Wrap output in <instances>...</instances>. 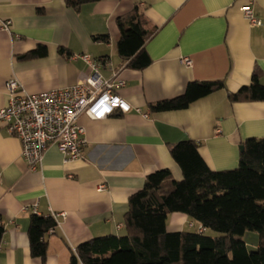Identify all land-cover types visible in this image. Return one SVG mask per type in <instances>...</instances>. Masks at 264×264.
<instances>
[{
  "label": "crops",
  "instance_id": "0c3cea01",
  "mask_svg": "<svg viewBox=\"0 0 264 264\" xmlns=\"http://www.w3.org/2000/svg\"><path fill=\"white\" fill-rule=\"evenodd\" d=\"M247 3L260 25H250L239 10ZM134 7L151 33L144 44L151 62L140 70L126 67L116 49L117 17ZM103 34L107 41L93 38ZM38 45L45 55L22 58ZM82 53L99 62L103 78L117 71L124 80L119 95L141 112H114L102 120L81 115V157L64 161L50 145L35 170L21 156L19 139L0 126V264H66L81 242L122 235L128 198L146 175L167 168L173 179L181 178L169 152L179 141L193 140L211 169L228 170L237 167L244 140L264 136V100L228 99L250 83L255 68L264 85V0H99L78 9L65 0H0V108L11 77L30 94L78 82L86 64L73 56ZM213 80H222L223 88L185 109L150 111L149 104L181 95L190 82ZM51 212L65 214L56 217L40 260L29 251V218ZM197 225L180 212L166 219L168 232Z\"/></svg>",
  "mask_w": 264,
  "mask_h": 264
},
{
  "label": "trees",
  "instance_id": "16d2710c",
  "mask_svg": "<svg viewBox=\"0 0 264 264\" xmlns=\"http://www.w3.org/2000/svg\"><path fill=\"white\" fill-rule=\"evenodd\" d=\"M99 0H65L67 6ZM119 36L116 49L125 66L143 69L150 64L144 44L151 33L137 7L117 17ZM107 41L108 36L95 35ZM38 45L22 58L45 55ZM260 70L255 68L248 85L228 94L230 102L264 100ZM223 88L222 80L193 81L174 98L149 104L150 111L181 110L193 101ZM237 167L211 169L201 157L198 144L186 139L170 146L169 152L181 171L172 178L167 168L146 175L141 189L128 198L123 215L122 235H102L81 242L66 264H264V136L242 143ZM180 212L205 231L168 232V214ZM56 226L51 215L31 214L27 234L31 256L44 260L46 236ZM256 231L257 246L248 250L241 236ZM212 231L217 235H209ZM4 228L0 223V243Z\"/></svg>",
  "mask_w": 264,
  "mask_h": 264
},
{
  "label": "built area",
  "instance_id": "2783aa9c",
  "mask_svg": "<svg viewBox=\"0 0 264 264\" xmlns=\"http://www.w3.org/2000/svg\"><path fill=\"white\" fill-rule=\"evenodd\" d=\"M239 10L250 25L261 24L250 3L240 6ZM2 27L8 30V21L3 22ZM73 57H80L84 61L86 71L72 85L30 94L15 77L5 82L7 103L0 108V126L19 139L21 156L30 170L40 166L44 151L50 145L57 146L64 161L81 157L86 144L84 127L78 122L81 115L102 120L114 112L124 114L131 109L141 112L137 107L132 108L119 95L118 89L124 86V80L117 71L110 78H103L99 72V62L90 54L82 53ZM182 62L190 65L191 58L184 57ZM64 214L51 212L54 219ZM196 230L205 231L201 225Z\"/></svg>",
  "mask_w": 264,
  "mask_h": 264
},
{
  "label": "rangeland",
  "instance_id": "374dc122",
  "mask_svg": "<svg viewBox=\"0 0 264 264\" xmlns=\"http://www.w3.org/2000/svg\"><path fill=\"white\" fill-rule=\"evenodd\" d=\"M189 230H192V229H188L186 231H189ZM207 233L209 235H217V233L212 232V231H209ZM241 239L245 242L248 250H254L257 246L258 234L256 231L246 230L241 236Z\"/></svg>",
  "mask_w": 264,
  "mask_h": 264
},
{
  "label": "water",
  "instance_id": "95a60500",
  "mask_svg": "<svg viewBox=\"0 0 264 264\" xmlns=\"http://www.w3.org/2000/svg\"><path fill=\"white\" fill-rule=\"evenodd\" d=\"M239 150H242V145L239 146Z\"/></svg>",
  "mask_w": 264,
  "mask_h": 264
}]
</instances>
